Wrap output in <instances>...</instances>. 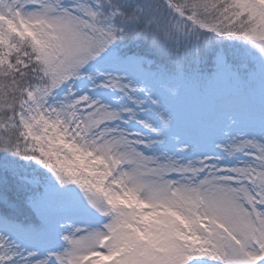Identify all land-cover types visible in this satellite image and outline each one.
Here are the masks:
<instances>
[{
    "label": "snow or ice",
    "instance_id": "1",
    "mask_svg": "<svg viewBox=\"0 0 264 264\" xmlns=\"http://www.w3.org/2000/svg\"><path fill=\"white\" fill-rule=\"evenodd\" d=\"M0 264H264V0H0Z\"/></svg>",
    "mask_w": 264,
    "mask_h": 264
}]
</instances>
